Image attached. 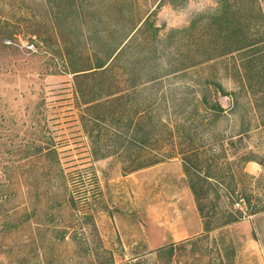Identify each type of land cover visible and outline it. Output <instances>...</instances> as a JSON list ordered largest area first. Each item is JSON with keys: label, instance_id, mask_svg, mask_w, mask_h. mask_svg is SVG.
I'll return each mask as SVG.
<instances>
[{"label": "rangeland", "instance_id": "374dc122", "mask_svg": "<svg viewBox=\"0 0 264 264\" xmlns=\"http://www.w3.org/2000/svg\"><path fill=\"white\" fill-rule=\"evenodd\" d=\"M261 14L264 0H0V264L36 262L45 258L40 259L43 252L51 262L55 252L66 262L79 258L81 250L73 240L54 247L57 251L50 243L52 229L73 221L67 205L70 190L88 200L87 212L94 215L97 232L116 264L171 242L201 237L204 224L180 159L129 173L117 157L93 156L75 75L94 72L102 62L110 65L117 29L141 20L128 59L132 63L155 57L150 70L167 75L161 97L164 92L179 96L185 88L203 90L218 83L232 92L241 85L238 73L245 59L242 51L231 50L243 46L244 30L252 42L248 45L258 34L263 36ZM131 65H120L113 74L139 69ZM99 81L80 82L85 88ZM115 85L108 84L103 96L117 92ZM253 85L264 88V78ZM117 86L126 90L130 83L121 78ZM153 86L142 87L145 97L157 92L151 91ZM96 95L87 99L96 100ZM221 103L225 109L232 107L229 98ZM231 110L217 126L220 131L237 134L250 119L254 131L245 134L240 150L228 151L223 166L232 167L235 178L225 172L224 180L235 192L234 210H262L264 167L256 163L257 172L246 169L245 178L236 160L252 152L257 161H264V104L242 98L240 107ZM54 147L57 157L46 151ZM220 194L224 202L231 198L227 192ZM210 238L218 241L223 262L213 244L205 243L209 248L194 255V264H263L259 253L247 248L241 228H221Z\"/></svg>", "mask_w": 264, "mask_h": 264}, {"label": "trees", "instance_id": "16d2710c", "mask_svg": "<svg viewBox=\"0 0 264 264\" xmlns=\"http://www.w3.org/2000/svg\"><path fill=\"white\" fill-rule=\"evenodd\" d=\"M262 14L259 33L263 36L258 34V40H253L255 42L248 45L247 43L252 42L248 31L244 30L240 39V45L243 46H237L238 48L231 50L242 51L245 59L238 73L241 85L232 92L218 83L203 90L202 88L200 90L185 88L179 96L175 93L176 96L173 94L169 96L164 92L161 97L160 86L167 75L161 76L150 70L156 61L155 57L144 56L141 60H135L132 63L128 59L129 44L140 30L141 20L132 27L121 25L117 29V44L114 47L111 71L109 67L112 63L108 65L102 62L94 72H76V98L83 109L81 120L90 140L93 156L99 160L117 157L124 164V171L129 173L156 166L168 160L180 159L204 224V233L201 237L179 243L171 242L124 264H151L150 262L194 264V255L203 253L209 248L205 243L213 244V250L220 255V262H223L218 241L215 239L211 241V234L221 228L264 213V209L252 207H247L248 210L251 209L248 213L240 209L234 210L237 202L231 199H234L235 192L231 189V184L224 180L225 172L230 173L231 179L235 178L232 167L226 169L223 165L227 162L228 151L240 150L245 134L254 131L253 120L248 121L246 129L243 128L237 134L230 136L217 127L220 126L223 118H227L231 108L235 110L240 107L242 98L254 99L255 102L264 104V88L259 90L253 85L256 79L264 78V16ZM214 18L218 19L219 16ZM130 64L138 65L139 69L134 73L128 69L120 76L113 74L114 68L120 69V65L128 67ZM91 78L100 81L92 87L81 86V82ZM121 78L130 83V86L126 90L119 91L117 85ZM109 80L112 81L107 83ZM114 82L117 92L103 96L105 94H102V91L108 84L113 85ZM150 84L154 85L151 91L157 89V92L152 97H145V92L141 91L142 87ZM89 94H97L94 98H98L88 100ZM171 96L173 98L168 102ZM223 98L231 100L230 109H225L222 105ZM254 115L256 116L255 113ZM262 126L264 127V124ZM46 151L49 156L57 157L55 147L48 148ZM221 160L224 161L221 162ZM236 161H240L243 165L242 177L245 178H249L246 172L249 163H258L264 167V161H257L252 152L241 154ZM57 172L66 179L60 168H57ZM221 191L229 193L231 198L229 199L227 195L228 202L223 201ZM88 204V200L83 201L80 196H76L70 190L67 205L74 214L73 221L67 227L52 229L54 239L50 243L54 251H57L54 247L60 246L61 243L67 245L68 240L71 239L79 245L81 250L79 258L72 257L69 262H66L67 259L62 254L55 252L51 262L43 252V256L40 255V259L45 256L43 260L24 262V264H116L112 252L103 245V240L97 232L94 215L87 212ZM92 238L94 241L98 240L100 243L98 247L94 245ZM199 243L204 244L202 249H196Z\"/></svg>", "mask_w": 264, "mask_h": 264}, {"label": "crops", "instance_id": "0c3cea01", "mask_svg": "<svg viewBox=\"0 0 264 264\" xmlns=\"http://www.w3.org/2000/svg\"><path fill=\"white\" fill-rule=\"evenodd\" d=\"M246 169L251 173L257 172L256 163H249ZM233 227L244 231L247 248L258 252L264 264V213L252 216L235 226H229V229Z\"/></svg>", "mask_w": 264, "mask_h": 264}]
</instances>
